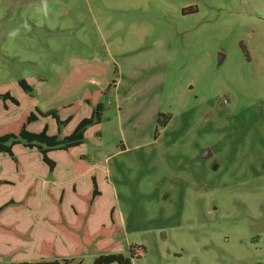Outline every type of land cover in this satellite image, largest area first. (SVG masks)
Listing matches in <instances>:
<instances>
[{"label":"rangeland","instance_id":"374dc122","mask_svg":"<svg viewBox=\"0 0 264 264\" xmlns=\"http://www.w3.org/2000/svg\"><path fill=\"white\" fill-rule=\"evenodd\" d=\"M4 91L18 104L0 99V127L57 108L73 114L67 134L91 112L86 92L101 118L80 145L48 151L52 170L22 142L19 169L0 152V181L11 182L0 221L29 231L0 233V264L50 259L42 240L71 258L49 195L72 222L85 209L73 188L86 193L92 175L101 194L88 231L108 225L112 207L121 230L112 249L73 264L129 255L130 244L143 247L132 264H264V0H0ZM45 123L56 133L51 116L27 129Z\"/></svg>","mask_w":264,"mask_h":264},{"label":"trees","instance_id":"16d2710c","mask_svg":"<svg viewBox=\"0 0 264 264\" xmlns=\"http://www.w3.org/2000/svg\"><path fill=\"white\" fill-rule=\"evenodd\" d=\"M18 85L26 92L31 91L30 85L25 79H19ZM96 93V92H95ZM99 93V92H98ZM89 93H85L84 100L90 103L92 108L88 116L82 117L73 129L67 133H61V126L65 125L73 117V114H69L65 118L61 119L58 115L57 108H49L45 111H40L35 108L34 111H30L23 116L21 122L16 129L10 127H0V152L7 153L15 162L16 168L19 169L20 165L15 157L12 146L15 143L22 142L24 146L36 147L50 170L53 169L55 161L48 156V151L52 149H63L69 151L72 147L78 146L83 141L84 131L87 126L98 123L101 118V105L99 103L91 101ZM0 99L5 102L11 101L13 104H18V100L10 94L9 91L0 93ZM64 105L63 107H65ZM38 116H51L56 123V133L50 134L47 132V124H43L39 131H31L27 129V126L37 120ZM68 154V153H67ZM68 158L73 160V163L78 161L73 159L69 154ZM11 183L8 181H0L1 184ZM49 193L48 187L45 189ZM74 194L82 200L85 209L78 211L73 209L75 214V220L68 222L62 211V197L54 198L49 195L50 200L54 203L56 208L57 217L49 220L53 227L64 237V239L72 246L71 258H59L60 254L56 251L54 245L50 241L42 240L39 243V253L42 256L49 257L50 259H40L35 261H20L12 264H73V256L86 252H98L110 250L116 244L113 236L117 234L121 227L118 225L114 214V208L109 210V224H100L99 227L93 231H88L87 220L88 217L93 214L94 202L98 199L101 192L97 186L96 178L91 176V187L86 193H79L73 188ZM33 183L27 189V195H33ZM12 203L13 201H8ZM7 203L0 205V211ZM26 206L25 202L18 203L14 207ZM0 233L7 234L19 239L28 240V232H22L16 228L15 222L5 223L0 221ZM143 252V247L137 244L129 245V255H123L118 252H101L96 254L93 258V264H132V258H138Z\"/></svg>","mask_w":264,"mask_h":264},{"label":"crops","instance_id":"0c3cea01","mask_svg":"<svg viewBox=\"0 0 264 264\" xmlns=\"http://www.w3.org/2000/svg\"><path fill=\"white\" fill-rule=\"evenodd\" d=\"M61 203H62V201H61ZM61 205H62V204H61ZM93 213H94V212H93ZM91 215H92V214H91ZM56 217H57V216H56ZM88 218H89V217H88ZM74 220H75V214H74ZM74 220H73V221H74ZM73 221H72V222H73ZM87 221H88V220H87ZM68 222H69V221H68ZM102 224H103V223H102ZM87 225H88V222H87ZM105 225H106V224H105ZM98 227H99V226H98ZM98 227H97V228H98ZM97 228H96V229H97ZM96 229H95V230H96ZM95 230H93V231H95ZM93 231H92V232H93ZM50 242H51V241H50ZM55 249H56V248H55ZM56 251H57V250H56ZM71 251H72V249H71ZM57 252H58V251H57ZM58 253H59V252H58ZM59 254H60V253H59Z\"/></svg>","mask_w":264,"mask_h":264},{"label":"clouds","instance_id":"9594fccd","mask_svg":"<svg viewBox=\"0 0 264 264\" xmlns=\"http://www.w3.org/2000/svg\"><path fill=\"white\" fill-rule=\"evenodd\" d=\"M14 34V33H13Z\"/></svg>","mask_w":264,"mask_h":264},{"label":"water","instance_id":"95a60500","mask_svg":"<svg viewBox=\"0 0 264 264\" xmlns=\"http://www.w3.org/2000/svg\"><path fill=\"white\" fill-rule=\"evenodd\" d=\"M204 155V154H203Z\"/></svg>","mask_w":264,"mask_h":264}]
</instances>
